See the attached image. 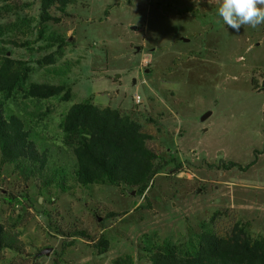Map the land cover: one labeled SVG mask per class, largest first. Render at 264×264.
Returning <instances> with one entry per match:
<instances>
[{
	"label": "rangeland",
	"instance_id": "rangeland-1",
	"mask_svg": "<svg viewBox=\"0 0 264 264\" xmlns=\"http://www.w3.org/2000/svg\"><path fill=\"white\" fill-rule=\"evenodd\" d=\"M218 7L217 0H75L66 14L51 9L59 23L42 25L40 0L0 2V24L15 25L0 47L30 60L28 82L71 88L68 102L4 101V111L33 130L37 150L48 152L47 173L66 179L63 191L0 166V225L19 242L18 251H0V264H111L126 255L149 264L148 240L184 243L202 222L223 237L238 222L247 223L250 238L264 237V25L234 32L216 15ZM55 35L64 46L54 64L39 66L56 51L46 48ZM85 101L128 115L154 136L148 146L164 159L172 155L180 169L166 167L144 196L79 186L59 123ZM229 162L253 164L225 169ZM74 231L88 238L66 247ZM101 237L109 243L103 254L94 247ZM46 248L48 256L38 255Z\"/></svg>",
	"mask_w": 264,
	"mask_h": 264
},
{
	"label": "trees",
	"instance_id": "trees-1",
	"mask_svg": "<svg viewBox=\"0 0 264 264\" xmlns=\"http://www.w3.org/2000/svg\"><path fill=\"white\" fill-rule=\"evenodd\" d=\"M12 0H0L8 3ZM75 0H40L39 21L59 23L60 18L51 14L56 8L66 14L67 6ZM15 29L0 24V42L6 32ZM44 28L39 29L38 39H42ZM10 43V42H8ZM65 39L51 36L46 48L56 47L37 60L39 66L54 64L55 52L62 49ZM15 47H26L33 51L29 43L12 42ZM29 59H15L7 56L0 47V166L11 165L25 180L31 177L43 179V185L51 182L65 191L63 184L66 176L56 178L49 168L48 152H39L31 139L33 130L29 129L19 116L7 114L3 109L4 101L21 97L24 99L46 100L57 97L61 101L71 100V88L66 84L28 82L33 71ZM59 128L61 143L71 150L75 158L73 179L81 187L93 184L110 185L122 190L128 189L137 196H144L152 186L153 179L166 167L178 171L181 164L172 155L164 159L148 146L154 136L144 132L142 126L128 115L110 107L100 108L90 101L71 105L63 114ZM253 163L245 167L229 162L225 169L233 167L246 171ZM214 217V216H213ZM213 220V218L211 219ZM211 222V221H210ZM201 231L184 243H174L164 239L160 243L148 240L143 252L148 256L149 264H264V237L250 238L247 235V223H236L228 236L216 234L209 223L202 222ZM72 240L65 246L74 244L75 237L88 238L84 231L67 234ZM108 240L101 237L94 247L103 254L108 249ZM66 247H63V251ZM19 250V242L14 234L5 231L0 225V251ZM111 264H134L131 256L112 260Z\"/></svg>",
	"mask_w": 264,
	"mask_h": 264
},
{
	"label": "clouds",
	"instance_id": "clouds-1",
	"mask_svg": "<svg viewBox=\"0 0 264 264\" xmlns=\"http://www.w3.org/2000/svg\"><path fill=\"white\" fill-rule=\"evenodd\" d=\"M217 3L216 15L234 32L245 25L253 29L264 25V0H217Z\"/></svg>",
	"mask_w": 264,
	"mask_h": 264
},
{
	"label": "water",
	"instance_id": "water-1",
	"mask_svg": "<svg viewBox=\"0 0 264 264\" xmlns=\"http://www.w3.org/2000/svg\"><path fill=\"white\" fill-rule=\"evenodd\" d=\"M137 51H139V48H136ZM199 190L196 191V193H198ZM51 252V249L50 248H46V249H43L39 252L38 255H44V256H48Z\"/></svg>",
	"mask_w": 264,
	"mask_h": 264
}]
</instances>
